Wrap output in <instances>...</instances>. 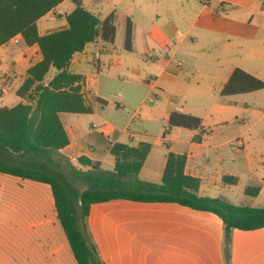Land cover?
<instances>
[{
	"label": "crops",
	"instance_id": "obj_1",
	"mask_svg": "<svg viewBox=\"0 0 264 264\" xmlns=\"http://www.w3.org/2000/svg\"><path fill=\"white\" fill-rule=\"evenodd\" d=\"M104 1L107 0H81V6L102 19L114 11L108 10L105 16L96 13L99 11L98 7L104 5ZM162 6H166L165 10L171 12L173 16L166 15L167 19H164L161 27L153 34L148 33L145 39L139 37L138 24L133 18H129L132 23L131 50L127 51L123 47L124 52H132L138 44L140 48L141 43H146V51L150 50L148 47L151 44L161 52L156 60L150 59L155 65L151 74L152 78L148 79L147 88L132 81L124 84L121 90L114 88L116 108L125 109L126 105L131 106L139 101L134 110L126 108L128 118L125 121L120 122L115 116L113 122L98 117L104 125L97 129H92L93 126L84 125L81 121V116L96 115L98 107L106 103L97 90L88 87L87 72L89 66L93 64L96 53L99 55L97 60V66H99V52L102 51L104 44L110 43L96 39L72 56L68 71L81 77L80 92L85 93L82 97L89 112L59 113V120L68 139V144L59 153L71 161L85 155L100 161L103 170L112 171L114 157L110 154V149L114 144L122 143L136 147L139 143H148L150 149L141 171L152 150L151 144L147 141L148 126L150 127V121L158 116L165 123L161 128V138L168 143L166 148H172H168L166 154L172 152L185 156L183 172L199 179L198 195L213 197L204 193L211 190L210 185L214 180L211 166L214 164L219 165L221 171H224L219 172L220 182L228 195L231 193V187L244 178L246 185L242 191L246 187H257L258 193L252 197L255 199L264 194V126H259L264 121V112H262L264 110L258 111L259 118L246 130L241 131L236 128L235 131L238 132L230 138L224 141L221 139L226 133L234 131L230 128L232 124H229L232 118L241 112L249 116V108H247L249 104L244 96L255 95L264 105V89L227 96H222L220 91L235 69L264 82V0H192L185 2V6L180 0H167V3ZM73 8L74 4L71 0L60 2L36 21L38 33L44 34L65 27L64 17ZM187 10H191L193 16L188 17L191 11ZM186 19L189 21L187 34L192 33L193 28L196 27L198 32L208 33L209 39L204 41L193 31L190 37L191 47L183 46L185 36L175 26L174 21L184 22ZM52 20H58V23L52 24ZM124 22L118 26L115 25L116 31L123 29L124 33ZM14 36L19 38L17 43L12 42ZM14 36L0 46V65L5 64L9 59L8 75H4V81L12 83L18 77H23L22 83L26 69L39 61L41 55L36 45L28 46L21 35ZM178 36L181 38H177ZM170 41L176 44L173 50L169 48ZM198 42H201L206 50V60L211 63V72L200 78L181 81L179 80L181 70L179 59L183 55L186 59L193 58V48ZM8 45L13 50L10 57H7L3 51V48ZM213 50H219V52L215 54ZM175 59L177 64H174ZM122 65V59L114 55V68L120 69ZM52 70L48 80L55 74V70ZM142 88L145 93L139 99L138 94ZM151 91L156 93L159 100L157 104L149 101L150 105H144L147 93ZM4 95L3 90L0 96ZM25 101L17 97L12 106ZM186 105L201 107L206 113L205 116L184 110ZM0 106L5 105L0 104ZM176 110L198 117L200 126L196 129L167 128L169 114ZM115 112L117 111L114 110ZM137 117L139 118L137 130H132L130 124ZM224 123L227 124L223 125ZM167 130L172 135L164 137ZM103 131L109 135H104ZM237 137L243 139L244 145L240 151L233 150L235 156L231 158L225 154L223 147ZM226 163L227 167L223 170ZM224 175L235 177L236 183L224 184L221 180ZM223 197L231 202L227 196L223 195ZM109 202L114 200L91 205L88 215L78 220L81 237L87 246L94 248L102 264H106L102 252L106 248L104 243L110 244L109 241L114 239V207L102 208ZM147 206L169 209H175V206L184 207L176 203H147ZM215 221H218V228L223 230L221 220L211 214L208 222ZM234 230L237 229L231 230L230 235ZM205 233H208L207 230ZM242 234L244 235L239 245L240 259L233 264H264V228L242 231ZM0 264H77L57 218L52 193L47 184L0 173ZM144 264L183 263L175 255L164 254L161 257L148 259Z\"/></svg>",
	"mask_w": 264,
	"mask_h": 264
},
{
	"label": "trees",
	"instance_id": "obj_2",
	"mask_svg": "<svg viewBox=\"0 0 264 264\" xmlns=\"http://www.w3.org/2000/svg\"><path fill=\"white\" fill-rule=\"evenodd\" d=\"M63 0H0V46L20 34L26 45H36L41 59L29 66L15 94L26 101L0 106V173L42 182L50 187L57 218L77 264H102L93 247L84 242L78 220L90 206L110 200L141 203H176L196 211L209 212L223 225L226 243L233 229L248 231L264 228V207L234 205L223 196L197 194L199 179L184 174L185 156L168 152L160 184L134 181L149 152L148 143L136 147L114 144L111 172L101 162L85 155L71 161L59 151L68 144L59 113H88L80 92L81 77L70 73L72 56L96 39L113 43L115 13L99 19L71 0L73 10L65 15V27L39 34L36 21ZM132 23L124 22L123 47L131 50ZM55 74L44 82L50 69ZM264 89V82L235 69L220 91L222 96ZM200 119L179 111L169 114L167 128L196 129ZM61 162L64 163L62 166ZM82 181L87 187L78 192L67 179ZM233 185L235 177L222 176ZM244 195L254 197L257 187H246Z\"/></svg>",
	"mask_w": 264,
	"mask_h": 264
},
{
	"label": "rangeland",
	"instance_id": "obj_3",
	"mask_svg": "<svg viewBox=\"0 0 264 264\" xmlns=\"http://www.w3.org/2000/svg\"><path fill=\"white\" fill-rule=\"evenodd\" d=\"M185 6V2L192 0H180ZM167 0H107L104 5L98 7L96 13L100 16H105L108 10L113 9L115 13V25L123 24L126 17L132 19L139 26V37H145L153 34L164 19L166 15L173 14L165 10ZM190 12L191 10H187ZM193 16L192 11L188 17ZM187 17V18H188ZM175 22V26L184 35L183 46L191 47L190 37L193 31L201 36L204 41L209 39V34L205 32H198V28H193L192 33H186L187 19L183 22ZM52 24H57L58 20H52ZM123 29L116 31V37L113 43L104 44L100 54L99 66L95 59L93 64L88 68V87L92 90H97L106 103L102 107H98L97 113L94 116H81V121L84 125L93 126L92 129L104 125L98 117H103L109 122H113L114 116L118 121L123 122L128 118L126 111L134 110L136 102L130 106L126 105L125 109L116 108L114 106V88L121 90L123 85L127 82H134L143 88H147L149 78L153 74V62L148 58V53L157 47L149 44L150 50L146 51V43L139 44L132 52H124L123 50ZM177 38H181L178 36ZM170 49L176 47L170 41ZM7 57L12 54V48L8 45L3 48ZM191 51V49H190ZM189 51V52H190ZM146 52V53H145ZM217 54L219 50H213ZM193 58L186 59L185 55L181 56L179 62L181 70L179 73V80L189 81L190 79L200 78L203 75H208L211 72V63L206 59V50L201 42L196 43L193 48ZM114 55L122 59V67L120 69L114 68ZM99 57V55H98ZM34 62V61H33ZM174 64H177L176 59ZM9 59L5 64L0 65V88L5 91V95L0 96V104L5 106H12L16 102L17 96L14 90L19 86L23 77L12 83L4 81V75H8ZM52 69L48 72L44 82L48 81V77L52 75ZM23 74V72H22ZM21 74V76H22ZM141 89L138 98L140 99L145 90ZM155 91V90H154ZM151 91L147 93L146 100L143 104L150 105L149 100L157 104L159 98L156 93ZM246 101L248 102L249 116L238 114L232 118L229 124L234 131L226 133L221 141L227 140L235 134L236 128L239 130H246L253 124L260 116L258 111L264 110V105L259 101L255 95H248ZM2 102V103H1ZM208 108V107H207ZM114 110L117 111L114 113ZM184 110L194 112L202 117L205 116V111L201 107H193L186 105ZM264 112V111H262ZM138 117L135 118L130 124V129H136L138 126ZM152 120V119H151ZM148 126L147 141L151 144V154L145 162L143 169L134 181L148 182L153 184H160V174L164 164V156L168 150L166 148L167 142L161 138V128L165 125L162 119L156 116ZM224 123L223 125H226ZM259 126H264V121ZM172 135L169 130L166 131L164 137ZM165 144V145H164ZM226 155L233 158V150L228 144L223 147ZM62 166L64 163L61 162ZM207 164V162L205 163ZM212 181L207 193L210 196H227L229 200L235 205H247L251 207H264V194L253 199L243 194V188L246 185L245 179L231 187L230 195L224 191L220 182L221 171L219 165H212ZM227 167V163L223 170ZM106 171V170H105ZM111 172V171H108ZM68 182L78 192L84 190L87 185L80 180L69 178ZM177 205V204H176ZM114 207V239L110 240V244L105 242L103 254L106 264H144L146 260L161 257L164 254L175 255L177 259L183 264H233L240 259V239L243 237L241 230H234L230 235L228 242L224 238L223 230L218 228V221L208 222L211 217L209 213L196 212L188 208L175 206V209L169 208H153L147 206V203L133 202L129 200H114L105 204L102 208L110 209ZM178 209V210H176ZM207 230L208 233H205Z\"/></svg>",
	"mask_w": 264,
	"mask_h": 264
},
{
	"label": "built area",
	"instance_id": "obj_4",
	"mask_svg": "<svg viewBox=\"0 0 264 264\" xmlns=\"http://www.w3.org/2000/svg\"><path fill=\"white\" fill-rule=\"evenodd\" d=\"M18 40H19V38L16 37V36H14L12 38V42L13 43H17ZM159 54H160V52L157 49L151 50V52L148 53V58L151 59V60L152 59L156 60L159 57ZM94 59L96 61L98 60V53L95 54ZM2 91H3V89L0 88V92H2ZM81 94H82V96L85 95L84 92H81ZM149 101L152 102L153 99H150ZM103 134L106 135V136L109 135L108 133H106L104 131H103ZM108 140L110 141V138L109 137H108ZM227 144L230 146V148L232 150H234V151H240L242 149L243 145H244V142H243V139L241 137H237V138H234V139L230 140Z\"/></svg>",
	"mask_w": 264,
	"mask_h": 264
}]
</instances>
